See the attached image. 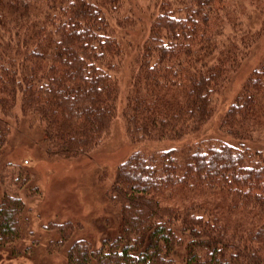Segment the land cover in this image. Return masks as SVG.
Instances as JSON below:
<instances>
[{
  "label": "trees",
  "instance_id": "16d2710c",
  "mask_svg": "<svg viewBox=\"0 0 264 264\" xmlns=\"http://www.w3.org/2000/svg\"><path fill=\"white\" fill-rule=\"evenodd\" d=\"M125 1L0 0V155L17 104L42 123L49 158L92 152L119 116L113 72L129 57L119 109L129 140L146 148L111 175L118 229L100 245L80 221L56 224L65 264H264V55L218 103L264 36V0H250L251 14L233 0H145L139 11H157L148 20L120 16ZM221 106L224 136L150 151L200 132ZM30 175L20 188L35 190ZM8 193L0 244L20 251L25 203Z\"/></svg>",
  "mask_w": 264,
  "mask_h": 264
},
{
  "label": "rangeland",
  "instance_id": "374dc122",
  "mask_svg": "<svg viewBox=\"0 0 264 264\" xmlns=\"http://www.w3.org/2000/svg\"><path fill=\"white\" fill-rule=\"evenodd\" d=\"M143 1L145 0H136V2L126 0L118 14L129 17V9H132L138 12L142 19L148 20L151 14L157 11L153 8L139 11L138 5L146 6L143 5L145 3ZM233 1L248 9L251 14L250 0ZM243 19L248 28L256 25V22L250 25L249 18ZM129 51L132 50L127 52ZM262 55H264V36L257 40L248 56L241 61L242 64L233 78L234 84L230 85L229 89L223 90L221 94L223 96L218 100L219 104L224 96L226 104L233 100L243 80ZM131 61L126 56L119 57L116 61L120 62L113 72L120 83V93L116 102L119 116H116L102 142L88 154L76 158H49L46 155L42 123L33 120L31 115H24L20 104L14 107L13 113L9 116L8 144L4 148L5 152L0 155V201L6 191L9 192L8 194L22 191L25 211L23 216L21 215L22 232L16 244L23 248L19 249L21 252L13 250L14 248L8 250L7 247L11 243L5 248H1L0 244V264H65L69 241L57 242V238L53 237L58 233L55 230L56 224L64 220H77L87 226L86 235L89 236L86 238L97 244L100 243L102 236H110V228L113 232L118 229L113 225L116 223L115 218L118 219L114 215L117 207L106 194L111 175L118 164L131 153L145 151L146 148L144 144L129 140L125 120L119 109L126 102L125 85L129 80ZM222 110L224 108L221 106L200 132L187 134L183 142L174 140L148 143L151 147L150 151L161 145L178 147L179 143L184 142H189L192 146L199 140V136H202V139L216 137L219 134L224 136L219 123L221 113L225 111ZM197 133L198 136H191ZM28 172L31 173L30 177L36 185L35 190L34 187L26 189L27 183L24 184L23 189L20 188V183L27 177ZM100 173H105L102 178L99 176ZM112 215L115 218L111 219ZM80 235L84 234L81 232ZM25 249L27 251L23 252Z\"/></svg>",
  "mask_w": 264,
  "mask_h": 264
},
{
  "label": "flooded vegetation",
  "instance_id": "af4514ba",
  "mask_svg": "<svg viewBox=\"0 0 264 264\" xmlns=\"http://www.w3.org/2000/svg\"><path fill=\"white\" fill-rule=\"evenodd\" d=\"M1 248H3V247H1ZM8 251V250H7ZM9 252V251H8ZM10 253V252H9Z\"/></svg>",
  "mask_w": 264,
  "mask_h": 264
}]
</instances>
